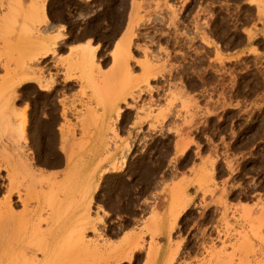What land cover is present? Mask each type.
<instances>
[{"label": "rangeland", "instance_id": "obj_1", "mask_svg": "<svg viewBox=\"0 0 264 264\" xmlns=\"http://www.w3.org/2000/svg\"><path fill=\"white\" fill-rule=\"evenodd\" d=\"M8 203L0 251L264 264V0H0Z\"/></svg>", "mask_w": 264, "mask_h": 264}, {"label": "bare ground", "instance_id": "obj_2", "mask_svg": "<svg viewBox=\"0 0 264 264\" xmlns=\"http://www.w3.org/2000/svg\"><path fill=\"white\" fill-rule=\"evenodd\" d=\"M32 12L34 13L35 10ZM42 44L44 48L45 47L44 43H42L41 41L39 45L42 46ZM49 50L45 49L41 57L46 56L49 53ZM22 120H23L22 126H24L25 124L24 117ZM100 128H102V126ZM98 139L95 140V142L97 141V143L94 144L93 150L96 153L106 152L107 146H106L105 138L100 136ZM88 178H89L88 172L84 171L82 184L86 185V188H87V185H89ZM4 208L5 207L0 209V218H2V216L6 212H10L11 214V204L8 203L7 208L6 209ZM10 224H11L10 220L0 221L1 229L7 228V227L9 228ZM99 240H100V236H97L96 238L90 241L84 240L78 246L77 250L71 251V252H67V251L58 252L56 249H54V247H51L52 244H55L54 242L55 240H54L50 242L51 248L49 249L44 248L43 250L39 251V254H41L42 256L41 259H38L36 256L37 251L30 250L28 246L21 245V243L24 241L23 240L20 243V246L18 247V249H15V251L13 250L9 252H5L3 250L0 251V264H137L141 258L142 253H144V248L141 243L140 236L133 237L129 241L128 245L123 250H118L114 253L108 252V249H106L103 246V244H100ZM148 248L149 249L146 254L147 256L146 258H148L149 260L154 259V258L159 259L158 256L160 254L159 253L160 251L155 249L153 245H149Z\"/></svg>", "mask_w": 264, "mask_h": 264}, {"label": "crops", "instance_id": "obj_3", "mask_svg": "<svg viewBox=\"0 0 264 264\" xmlns=\"http://www.w3.org/2000/svg\"><path fill=\"white\" fill-rule=\"evenodd\" d=\"M84 44L80 45V46H83Z\"/></svg>", "mask_w": 264, "mask_h": 264}]
</instances>
